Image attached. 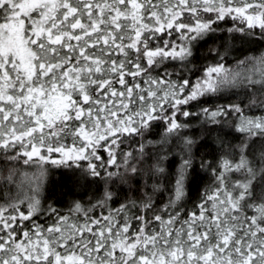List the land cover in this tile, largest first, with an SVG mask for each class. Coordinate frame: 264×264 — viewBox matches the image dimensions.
<instances>
[{"label": "snow or ice", "instance_id": "6c2138e0", "mask_svg": "<svg viewBox=\"0 0 264 264\" xmlns=\"http://www.w3.org/2000/svg\"><path fill=\"white\" fill-rule=\"evenodd\" d=\"M228 19L264 42V0H0V264H264V53L194 64ZM192 118L242 139L201 161L211 183L187 208ZM47 166L84 190L66 211L42 203Z\"/></svg>", "mask_w": 264, "mask_h": 264}, {"label": "trees", "instance_id": "16d2710c", "mask_svg": "<svg viewBox=\"0 0 264 264\" xmlns=\"http://www.w3.org/2000/svg\"><path fill=\"white\" fill-rule=\"evenodd\" d=\"M233 21L228 19L227 22H220L219 29L216 33L210 34L204 41L200 42L195 49L194 64L199 70L196 75H200L205 67L211 64L223 63L227 68H234L237 61L248 56H259L264 53V42H250L246 37H242L240 33L229 34L227 29L233 25ZM239 26V21L235 22ZM223 57V59H221ZM235 97L231 94H224L215 99L213 103H226L233 101ZM192 110H198L196 105L192 106ZM192 127L185 131V135L191 136L197 143L193 146L192 154L195 161V169L189 170L187 174V190L188 197L185 200L187 208H191L197 202L199 194L211 183L210 169L205 171L200 168L201 161L210 162L215 166L218 158L227 152L228 145H238L241 142V135L232 131L228 124L216 126L211 131V135L204 134V128L200 126V121L192 118L189 121ZM220 129L223 131L220 132ZM163 131L162 125L157 126L152 133L153 139H159V133ZM224 133H227L225 136ZM221 136L224 146L221 147L217 141V135ZM170 150L166 153L167 159L161 162V166L165 169L158 182L164 186V191L157 194L156 203L164 204L171 192L172 185L175 183L178 166L181 158L185 155L179 140H173L169 146ZM83 184V181H79ZM100 190L103 189V181L98 182ZM84 190L74 185L69 180V172L66 169L49 168L45 178L43 188L40 192L42 203L47 205L53 203L59 207L61 211H66L74 199H80V193ZM96 191V185H92L86 195L82 197L87 201ZM127 189L125 188V192Z\"/></svg>", "mask_w": 264, "mask_h": 264}, {"label": "rangeland", "instance_id": "374dc122", "mask_svg": "<svg viewBox=\"0 0 264 264\" xmlns=\"http://www.w3.org/2000/svg\"><path fill=\"white\" fill-rule=\"evenodd\" d=\"M47 167H48V169H49V168H52V166H47ZM32 171H35V169H33Z\"/></svg>", "mask_w": 264, "mask_h": 264}]
</instances>
